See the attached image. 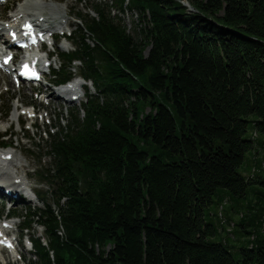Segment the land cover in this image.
I'll return each instance as SVG.
<instances>
[{
    "label": "trees",
    "instance_id": "16d2710c",
    "mask_svg": "<svg viewBox=\"0 0 264 264\" xmlns=\"http://www.w3.org/2000/svg\"><path fill=\"white\" fill-rule=\"evenodd\" d=\"M125 9L135 35L96 4L61 55L94 93L45 147L30 264H264V0Z\"/></svg>",
    "mask_w": 264,
    "mask_h": 264
},
{
    "label": "rangeland",
    "instance_id": "374dc122",
    "mask_svg": "<svg viewBox=\"0 0 264 264\" xmlns=\"http://www.w3.org/2000/svg\"><path fill=\"white\" fill-rule=\"evenodd\" d=\"M23 1H31V0H19L14 5V0H8L6 4H2L0 6V19H2V23L0 26L7 25L6 22L7 19L13 15L15 9L18 7V5ZM37 2H40L41 0H35ZM60 0H46V4L52 8V10L45 9L43 10L42 14H46L49 16V14H57L59 17L63 16V19H59L58 21H62L61 28L66 29V32L69 33L72 29L76 30V32L79 29H83L82 19L77 20L76 14H88L90 10H92L96 4H104L107 6L113 14L116 16L117 20L121 22L125 27L129 34L135 35L137 30L140 28V23L138 19V15L136 12H130L126 11L123 8V11L118 10L116 7V0H83L82 3L77 4L74 0H67L64 3H59ZM8 4V6H12L10 9V12L6 15L3 14L4 7ZM29 13L35 14L39 11H35L32 9H28ZM43 17V16H42ZM81 20V21H80ZM57 21V22H58ZM57 22H54L53 25H57ZM57 29H59L57 27ZM81 36L86 39L87 42L90 43V39L88 35L82 30ZM59 46L61 49L60 51H66L70 48V45L65 41L61 40L59 42ZM52 63V67L48 70H46V73L49 70L52 69H58L60 64L63 63L61 60H58L56 53L53 55L52 60L50 61ZM73 75L76 76L78 73V68L73 70ZM49 79V77L47 78ZM41 90L47 89L48 86L46 82H43L38 86ZM86 87L89 90V93H93V89L90 85H86L83 83V93L86 90ZM34 88L30 84H25L24 88L16 89L14 86L11 85L10 81H7L5 78L0 79V92H2V95L0 96V112L1 110L8 106L10 107V113L7 115V118L5 121L0 122V133L3 132L7 127L10 125L9 119H12L13 114L20 113L18 109L15 110V106L23 104V105H32L35 108L42 109L39 112V115L36 117V127L29 129L30 122L27 120L25 123V128L28 130H21V127L19 126V123L22 121V119H27L26 116L23 118L18 117V123L15 122L11 125L10 133L6 139L11 144L12 148L6 149L7 151H12L14 154L19 158L21 161V165H24L25 172L29 173L31 175V179L28 181L29 185L31 187H34L35 190H38L40 193L41 200L49 202L50 196L48 195L47 187L44 184H39V176L36 173H40L41 170L45 169L51 164V159H49L45 152H46V145H48V139L50 138L48 135V131L50 130L53 134L57 129L60 127H65L67 124V121L70 119L71 116V110L73 108H80L81 103L84 101V96L81 97L78 101L74 103H66L64 101H60L59 104H56L54 102H51L48 104L49 100L45 99L44 97L47 96L46 93L41 91L42 96L36 97L33 93ZM49 92H51L49 90ZM46 95V96H45ZM67 98V97H66ZM18 108V107H17ZM26 111V110H25ZM47 115L46 118L43 120L41 119V116ZM48 124H51V127L48 126ZM47 133V134H45ZM250 133V131H249ZM31 146H36V150H32ZM26 150H29L31 154L27 153ZM239 171L242 173L243 170L239 169ZM40 175V174H39ZM2 199V198H1ZM29 205V206H28ZM40 204L38 201H35L33 203L28 204V202L19 200L16 204H14L13 209L18 210V212L23 215L22 212H27L28 208L33 209L34 207L39 206ZM4 206V207H3ZM11 206V202H8L5 200V203L3 205H0V211L4 208V213H2V216H0V222L5 220V216L7 212H9L8 208ZM41 206V205H40ZM20 216V215H19ZM8 222L14 223L13 229L11 230V237H16L15 233V225L18 222H21L20 219L12 218L11 220H8ZM41 236V232L39 229L33 227L29 231L23 232L22 236L25 239V236L34 238L36 235ZM26 246H28L25 243ZM21 256L20 261H15V263H9L10 259L9 257L6 260V264H28L31 259H33L32 255L26 251L19 252ZM3 258L2 254H0V259Z\"/></svg>",
    "mask_w": 264,
    "mask_h": 264
},
{
    "label": "bare ground",
    "instance_id": "6f19581e",
    "mask_svg": "<svg viewBox=\"0 0 264 264\" xmlns=\"http://www.w3.org/2000/svg\"><path fill=\"white\" fill-rule=\"evenodd\" d=\"M45 1L46 0H41L40 2H37L35 0H31V1L21 2L18 5V7L15 9L13 15L8 18L7 23H9L10 27H14L16 21L24 17V18H29L30 20H32V22H34L36 26L48 25L47 26L48 28L54 29L55 26H53V23L57 22L59 19H63V16L59 17L57 14H49L48 16L46 14L40 13L45 9L52 10V8L49 7ZM28 9L39 11V14L29 13ZM61 25H62V21H58L57 26H61ZM2 28L4 29V26ZM1 31L3 32L2 29ZM80 88H82V85L81 86L79 84L72 85V87L66 93V96H68V98L71 99V97L75 95L78 101L81 98ZM41 91L47 94L46 99H48L50 103L54 102L56 104H59L61 100H64V99H61L60 96L58 97L54 93L49 92L46 89H43ZM70 99L64 100V101L68 103V102H71ZM0 161H1L0 162V187L4 186L5 189H9L13 191L14 193H18V195L20 196V200L25 201V198H21L22 196L21 188L27 185V182H28L27 180H30L32 178L31 175L25 172L24 165H21V161L12 151H7V152L2 153V155H0ZM13 225L14 224L12 222H8V227L2 228L1 223H0V231L9 232L10 230H12ZM17 254L18 253H16V255ZM16 255H15V259L17 258ZM15 259L13 260L11 257L10 262L14 263ZM0 262L3 263V261H0Z\"/></svg>",
    "mask_w": 264,
    "mask_h": 264
},
{
    "label": "crops",
    "instance_id": "0c3cea01",
    "mask_svg": "<svg viewBox=\"0 0 264 264\" xmlns=\"http://www.w3.org/2000/svg\"><path fill=\"white\" fill-rule=\"evenodd\" d=\"M231 207V205L228 203L227 205H226V209L227 208H230ZM231 211V210H230ZM231 215V213H227V211H226V216L228 217V216H230ZM231 217V216H230Z\"/></svg>",
    "mask_w": 264,
    "mask_h": 264
},
{
    "label": "water",
    "instance_id": "95a60500",
    "mask_svg": "<svg viewBox=\"0 0 264 264\" xmlns=\"http://www.w3.org/2000/svg\"><path fill=\"white\" fill-rule=\"evenodd\" d=\"M183 4V6H188L187 4H185V3H182ZM189 9V8H188Z\"/></svg>",
    "mask_w": 264,
    "mask_h": 264
}]
</instances>
